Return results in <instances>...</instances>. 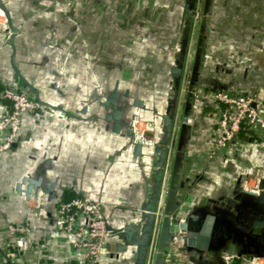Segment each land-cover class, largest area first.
Masks as SVG:
<instances>
[{
	"label": "crops",
	"instance_id": "crops-1",
	"mask_svg": "<svg viewBox=\"0 0 264 264\" xmlns=\"http://www.w3.org/2000/svg\"><path fill=\"white\" fill-rule=\"evenodd\" d=\"M2 1L18 29L14 37L16 66L48 106H43L45 113L41 118L25 115L13 146L0 153V188L5 194L0 206V249L8 237V224L26 222L31 229L27 238L30 244L50 240L56 206L67 191L88 201H99L110 226L121 228L137 217L135 209L150 192L148 182L152 180L156 160L149 147H142L138 155L134 153L133 144L125 136L124 122L135 113L142 120L153 122L156 137L160 134L165 108H154L144 94L158 88L168 96L172 90L170 70L178 50V17L164 27V30L170 27L175 49L170 51L172 46L167 43L156 48L158 27L152 37L138 40V46L154 51L146 53L154 60L148 61L144 70L147 68L150 73L156 65V78L162 79L149 84L137 82L141 70L135 72L131 65L125 64L131 58L126 49L121 54L123 66L117 67L121 72L115 74L116 56L109 47L121 42L119 45L126 48L131 38L127 34L116 40L115 30L125 31L128 27L104 23V15L113 16L116 10L114 5L107 7L105 14L102 4L106 0H88L84 5L83 0ZM182 1L172 0L170 6L160 8L157 14L183 15ZM205 15L210 22L209 41L216 37L212 20L218 17V45L225 48L226 56L220 57L213 67L219 70L217 78L207 72L203 75L209 57L207 46L211 45L206 44L194 88L201 92L214 87L227 88L254 93L262 99L264 0H210ZM8 35L5 18L0 13V72L6 79L19 81L10 65ZM134 58L139 61V57ZM116 84L120 96L116 106L123 110L117 132L112 129L114 119L105 118L112 107L109 103L104 105ZM134 99L142 100L143 104L133 106ZM193 102L184 103L188 107L183 114L188 117L191 130L179 191V212L182 219L187 218L189 234L180 245L173 242L169 245L165 264H232L240 259L248 263L252 256H263L264 247L257 253L248 236L237 238L232 244L231 239L239 229L228 231L235 224L234 208L246 205L242 197L247 194L242 189H250L243 187L244 183L264 180L263 148L251 140H241L230 151L211 158L213 127L204 111L205 115L200 111L198 114L196 108L200 107L195 108ZM24 177L28 180L22 183ZM17 183H21V191L16 188ZM25 190L31 191L28 198ZM209 216L212 220L203 230ZM58 238L56 241L52 238L55 249L52 255L61 258L72 251L67 241ZM111 240L114 250L119 240L116 236ZM25 259L33 262L34 252L26 251ZM133 261V249L127 247L103 258L102 264H133Z\"/></svg>",
	"mask_w": 264,
	"mask_h": 264
},
{
	"label": "water",
	"instance_id": "water-1",
	"mask_svg": "<svg viewBox=\"0 0 264 264\" xmlns=\"http://www.w3.org/2000/svg\"><path fill=\"white\" fill-rule=\"evenodd\" d=\"M193 2L194 0H185L184 12L187 10L193 15L196 14L192 8ZM200 2L201 0H198L199 4ZM209 4L210 0H204V13ZM199 9L200 6L198 5L197 10L199 11ZM0 13L5 18L6 27L9 32L7 42L11 46L10 65L13 69L14 76L33 95L37 104L48 106V104L40 99L37 89L21 74L16 66L14 37L18 29L14 26L10 13L2 0H0ZM197 24L198 18L196 17L193 21L192 28L188 18H184L181 25L179 48L174 65L170 70V75L173 79V87L168 94L164 112L161 114L160 134L155 138V142L153 143V152L156 155V160L153 163L152 180L148 182L150 192L140 206L135 209L137 217L124 224L121 228H112L105 216L106 229L119 240L114 246L113 254L123 251L127 247H131L134 252L133 264H165V254L169 245L173 242L174 236L179 235V239L183 242L186 240V234H189L187 230V218L182 219L179 212V191L187 157L186 146L191 130L188 117L184 114L182 115V112L185 113V109L188 107V105H185L183 109L184 87L190 66L189 85L192 84L199 74L210 31V27L205 24L199 26L196 48L193 51ZM190 31L191 36L189 37ZM184 60L185 65L183 64ZM182 74L180 97L176 108V92ZM119 98L120 96L117 95L116 84L104 103L105 106H108V103L112 104V112L108 113L105 118L107 120L111 118L116 120L112 128L116 132L120 130L121 126L118 121L123 112L122 108H118L114 104V101ZM142 104L143 102L140 99L132 100V105L135 107H139ZM135 119L141 118L136 117ZM126 125L127 132L130 134L131 139L135 140L134 153L138 155L141 150V140L136 138L133 134V128L129 126V123ZM11 146H13V143ZM26 180H28V178L24 177L22 183ZM29 180H31L30 182H35V180ZM16 188L21 191V183H17ZM239 188L241 187L239 186ZM257 188L258 191L244 190L241 188L245 194L253 198L254 204L256 205L254 210L250 211L252 216L242 224H237L236 227L239 231L235 232L231 240L233 244L237 238L244 237L246 239V236L251 237L257 253H260L264 247V212L261 214L257 210V207L260 205L264 206V180H259ZM30 195L31 191H26V198ZM101 206L102 205H99V208H101ZM211 220L212 218L209 216L203 230L206 229L205 227L210 224ZM232 247L233 245L231 248Z\"/></svg>",
	"mask_w": 264,
	"mask_h": 264
},
{
	"label": "built area",
	"instance_id": "built-area-1",
	"mask_svg": "<svg viewBox=\"0 0 264 264\" xmlns=\"http://www.w3.org/2000/svg\"><path fill=\"white\" fill-rule=\"evenodd\" d=\"M199 99L211 106V119L214 123L210 157L230 151L241 140L261 145L264 151V97L258 99L254 93H239L227 88H209L200 93ZM0 153L9 150L24 121L25 115L41 118L45 113L42 105L37 104L33 95L17 80L6 79L0 72ZM152 125L135 119L133 130L141 141L146 140ZM153 142V138H149ZM258 180L252 184L244 183L252 191H258ZM5 194L0 188V206ZM99 205H102L99 208ZM105 211L99 201L73 198L58 202L53 223V240L60 238L66 242L71 253L61 258L53 257V240L30 244L27 238L31 232L25 222L19 225L8 224L7 239L0 249V264H102L103 258L113 255L110 244L112 234L105 227ZM175 235L173 243L180 245ZM55 238V239H54ZM58 238V239H59ZM65 240V241H64ZM35 254V260L26 262V251ZM232 264H264L263 256H252L248 263L240 260Z\"/></svg>",
	"mask_w": 264,
	"mask_h": 264
},
{
	"label": "rangeland",
	"instance_id": "rangeland-1",
	"mask_svg": "<svg viewBox=\"0 0 264 264\" xmlns=\"http://www.w3.org/2000/svg\"><path fill=\"white\" fill-rule=\"evenodd\" d=\"M88 0H83V5L85 4V2H87ZM105 1V0H104ZM172 0H106V3H103V7L104 10L103 12H105L106 14V9L107 7H112L113 5L116 7L115 13L113 16H107L104 15V23L105 22H114V24H123L126 27H128V29L125 31L121 30V31H117L115 30L114 32V37L115 39H121L123 38L122 36L124 35H129L130 36V40L128 38L129 45L126 48H122L121 42L119 44H117V42L114 44V46L109 47L112 51L113 54L116 56V66L114 67V72L115 74L121 72L119 67L123 66V62H121L120 60H122L121 58V54L123 52V49H126V53H130V60L132 61H128L125 64L131 65L133 71L135 70H141L142 73L141 77L136 78L137 82L141 81L144 83H149L152 84L153 82L156 84V82H160V80H162L161 78H156V74H158L157 70H158V66L155 65V70H152L150 73L147 72V68L144 70V67L148 66L149 62L148 61H153L154 57H151L150 55L147 56L146 53L148 54H152L154 51L151 47H146V46H138V40L140 42V40H144L146 38H149V36L154 35L155 33L153 31L156 30V27H158V31L157 34L155 35L157 41V47H162V45H160V43H162L163 45L167 43V45L169 44L172 47L169 48V50L171 51L172 48H174V35L171 36L170 34V27H167V30H164L165 24L174 22L176 20V18L178 17V24H180V28H179V36H178V45L177 47L179 48V38H180V33H181V25L182 22L184 20V18H188L190 20V26L192 28L193 25V21L194 19L197 17L198 18V24L196 27V34H195V38H194V46H193V51L196 48V41H197V34L199 32V26L201 24H205L206 26H209L210 22H209V18L205 15L204 11H203V7H204V0H201L200 4L198 3V0H194L193 2V10L194 12H196V14H191L189 13V11H185L184 14H180L178 16L172 15L170 16L169 14L167 15H160L157 14L158 10L160 8H164L166 6H170ZM174 2V0H173ZM198 5L200 6L199 11L197 10ZM184 6H185V0L182 1L180 8H182L184 10ZM128 9V11H126ZM128 12V13H127ZM168 13V12H167ZM85 17V16H84ZM217 18V19H215ZM204 19V22H203ZM213 26H214V30H213V34L216 35V37L212 40H208V42H206V44H210L208 47V54H207V61H206V65L204 67V72L203 75L205 74V72L207 73H211L209 74V76H214L217 78L218 74H219V70L215 71V69L213 68L216 64V62H219V58H225L224 56H226L224 54V47H219L218 45V29L220 27L219 22H218V17H214L213 20ZM163 25V26H162ZM159 26H162L163 30H161L159 28ZM139 28V29H136ZM154 33V34H153ZM174 34V33H173ZM191 36V31L189 34V37ZM209 36V35H208ZM133 40V41H132ZM137 40V41H136ZM133 43V44H132ZM134 43H136L134 45ZM171 43V44H170ZM166 48V45L164 46ZM188 48V46H187ZM232 48V47H231ZM234 48V47H233ZM168 49V48H167ZM175 49V48H174ZM164 50V49H163ZM138 51V52H137ZM187 51V49H186ZM232 51V50H230ZM178 52V50H177ZM176 52V54H177ZM150 56V57H149ZM134 57H139V61L137 59H135ZM186 57V54H185ZM193 57V55H192ZM152 63H150L151 65ZM185 65V60L184 63ZM232 64V63H231ZM174 65V64H173ZM152 65L149 67L151 68ZM131 69V70H132ZM136 72V71H135ZM190 72H191V66L189 69V74L186 80V84L184 87V97H183V104L185 102H191L194 101L193 105L196 107H200V109H197V112L201 115H205L204 112L206 113V119H210L211 118V106L208 105L207 103H204L203 101H201L199 99L200 97V92L201 90H196V88H193L192 90L189 91L190 89V85H189V81H190ZM138 74V73H137ZM133 81H136L135 79H132ZM153 91L149 94L147 93H143L145 99L148 100V103L151 104L154 108L156 107V109L160 106L162 108V110L165 108L166 106V100L168 96H165L163 94V90L161 88L162 91H160L158 88H152ZM180 89H181V82L178 86V90L176 92V103H178L179 97H180ZM196 90V91H195ZM161 110V111H162ZM204 111V112H203ZM211 120V119H210ZM146 123H148L149 125H152L151 130H149V132L147 133L148 136L152 137V138H156V127H154L153 122L150 121H145L142 120ZM157 121V120H156ZM155 122V121H154ZM155 124L157 125L158 123L155 122ZM211 124V123H210ZM211 127L214 128V123L213 125L211 124ZM212 128V129H213ZM210 153V150H209ZM90 201V200H89Z\"/></svg>",
	"mask_w": 264,
	"mask_h": 264
},
{
	"label": "flooded vegetation",
	"instance_id": "flooded-vegetation-1",
	"mask_svg": "<svg viewBox=\"0 0 264 264\" xmlns=\"http://www.w3.org/2000/svg\"><path fill=\"white\" fill-rule=\"evenodd\" d=\"M182 78H183V74L181 76L180 82H182ZM196 84H197V77L192 82V84L190 85L189 91L192 90L195 87ZM116 101L117 100L114 101V104L115 105H116ZM109 104L112 106L111 103H109ZM176 108H177V103H176ZM134 114H132L131 118L127 122V123H129V126L131 128L133 126V121L135 120V118L136 117H139V115H134ZM182 115H183V112H182ZM114 121H116V120L114 119ZM120 121L122 122L121 118L118 121L119 124H120V126H121L122 123ZM127 123L124 122V126H125V136L128 139L129 143L133 144V146H134L135 140L134 139L132 140L130 134L127 132V125H126ZM133 134H134V130H133ZM136 138H137V136H136ZM149 138L150 137H146V140L140 141V145H141V148L142 147H149V149L152 151L153 150V147H154L153 143L155 142V138H153V142H151ZM242 200H243V202L246 203V205H244V208H239V207L234 208L233 211H234V221H235V224L233 226H229V229L230 230L228 232H230L231 230H235V228H237L236 227L237 224H242L245 220L249 219L252 216V214L250 213V211L251 210H254L255 205H256V204H254L253 198L251 196H249V195H244L242 197ZM257 210L262 214L264 212V206L260 205L259 207H257ZM113 236H115V235H112V237ZM111 242H112V240L110 241V244H111Z\"/></svg>",
	"mask_w": 264,
	"mask_h": 264
},
{
	"label": "trees",
	"instance_id": "trees-1",
	"mask_svg": "<svg viewBox=\"0 0 264 264\" xmlns=\"http://www.w3.org/2000/svg\"><path fill=\"white\" fill-rule=\"evenodd\" d=\"M211 119V118H210ZM210 123L213 125V120L211 119ZM73 198H82L80 195L78 194H74L73 192L71 191H67L64 193V195H62V198L60 199V202H63V201H68L70 199H73ZM38 264H43L42 262L38 263ZM45 264H54L53 262H51V260H47L45 262ZM56 264V263H55Z\"/></svg>",
	"mask_w": 264,
	"mask_h": 264
}]
</instances>
